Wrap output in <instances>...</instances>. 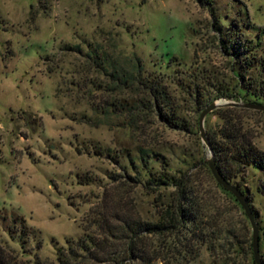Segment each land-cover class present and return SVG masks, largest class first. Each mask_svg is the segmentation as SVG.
I'll return each instance as SVG.
<instances>
[{
  "label": "rangeland",
  "instance_id": "obj_1",
  "mask_svg": "<svg viewBox=\"0 0 264 264\" xmlns=\"http://www.w3.org/2000/svg\"><path fill=\"white\" fill-rule=\"evenodd\" d=\"M241 38L254 67L229 54ZM97 46L121 63L140 60L142 78L161 83L185 128L169 129L152 112L129 128L127 114L111 105L141 96L110 89L111 77L87 56ZM261 61L264 0H0L1 257L11 264H58V249L97 236V227L89 230L92 219L115 212L155 223L159 199L167 202L172 190L145 185L142 149L159 159L147 168L192 174L212 212L250 240L245 213L218 192L206 165L195 99L205 101L203 109L216 100L245 102L218 94L236 93L238 71L246 82L257 78ZM254 112L236 118L264 152V112ZM221 125L219 115L209 114L206 136ZM262 178L251 165L241 185L258 212L264 252ZM214 261L202 247L188 264Z\"/></svg>",
  "mask_w": 264,
  "mask_h": 264
},
{
  "label": "trees",
  "instance_id": "obj_2",
  "mask_svg": "<svg viewBox=\"0 0 264 264\" xmlns=\"http://www.w3.org/2000/svg\"><path fill=\"white\" fill-rule=\"evenodd\" d=\"M243 39L241 38L235 44L228 43L234 46L231 52H227L236 64L246 65L248 69L255 62L254 59L247 62L252 49ZM100 50L98 46L92 48L87 52V56L92 59L100 72L111 77L113 84L110 85V89L129 88L134 92L133 94L141 96L131 102L125 99L111 105L113 110L127 114L129 128L136 130L140 116L151 112L169 129L182 130L185 128V124L176 115V110L170 103L169 96L161 83L155 78H142L143 67L140 60L137 59L135 63L131 61L121 63L118 59ZM256 65L258 67L257 78H251L250 82L248 80L246 82L245 76L238 71L234 74L238 79L236 93L227 94V90L224 89V92L220 91L218 97L231 99L237 95L245 99L243 103L264 105V61ZM232 69L234 71V67ZM199 97L197 95L195 99L198 113L205 106V101ZM103 112L107 114L105 109ZM250 112L256 113L232 107L214 111L211 114L219 115L222 125L217 130H209L207 139L219 171L227 181L244 194L249 203L261 232L259 251L264 264L263 229L260 228L258 212L251 206L252 196L249 189L241 185L248 168L255 165L263 174L258 191L264 193V152L255 147L251 137L244 131L241 121L236 118L237 113ZM140 152L141 159L144 161L143 172L145 173L141 178H144L145 185L172 190L168 194L167 202H161L159 199L156 222L147 223L137 219L132 212L123 215L115 212L110 217L103 216L99 221L92 219L89 230L97 227L98 235L86 234L65 249H58L56 258L58 264H152L155 261L163 264H174V262L188 264L202 247L207 248L217 264H241L242 256L248 264H255L251 239L249 240L246 234L237 233L235 228L225 225L223 220L218 218L217 213L212 212L211 205L199 196L192 174L186 171L176 175L168 166H165L164 171L157 173L147 168L149 162H159L157 154L144 149ZM127 176L129 178V175ZM114 180L117 179L114 178ZM215 186L220 194L239 208L237 201L230 193L217 183ZM0 264L11 263L0 254ZM34 264L45 263L37 259Z\"/></svg>",
  "mask_w": 264,
  "mask_h": 264
},
{
  "label": "water",
  "instance_id": "obj_3",
  "mask_svg": "<svg viewBox=\"0 0 264 264\" xmlns=\"http://www.w3.org/2000/svg\"><path fill=\"white\" fill-rule=\"evenodd\" d=\"M241 108V109H247L251 111H257V112H264V105L261 104H254V103H243V102H234V101H228V100H216L208 104L199 114L198 119V129H199V135L201 138L202 143L205 145L209 152V158L205 160L206 165L215 180V182L224 190H226L228 193H230L239 206L242 208L243 212L245 213L250 226H251V244H252V253H253V260L255 264H263L260 256L259 251V228L257 226L256 220L254 218V214L249 206V203L244 196V194L234 185H232L229 181H227L221 172L219 171L216 162H215V156L211 149V146L209 144V141L207 139V136L205 134V119L206 117L213 113L214 111L222 108Z\"/></svg>",
  "mask_w": 264,
  "mask_h": 264
}]
</instances>
